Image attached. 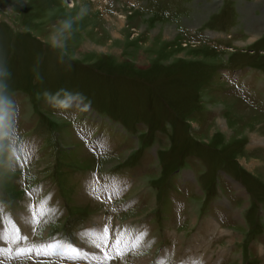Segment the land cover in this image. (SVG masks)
Wrapping results in <instances>:
<instances>
[{"label": "rangeland", "instance_id": "1", "mask_svg": "<svg viewBox=\"0 0 264 264\" xmlns=\"http://www.w3.org/2000/svg\"><path fill=\"white\" fill-rule=\"evenodd\" d=\"M260 1L0 0V203L27 238L66 230L96 252L80 234L115 212L117 233L149 236L112 264H264L248 182L264 184L250 172L264 161ZM97 171L118 195L92 193ZM34 182L70 210L39 231Z\"/></svg>", "mask_w": 264, "mask_h": 264}, {"label": "snow or ice", "instance_id": "2", "mask_svg": "<svg viewBox=\"0 0 264 264\" xmlns=\"http://www.w3.org/2000/svg\"><path fill=\"white\" fill-rule=\"evenodd\" d=\"M99 147L101 150L103 149V145H99ZM119 191L120 189L115 183L98 187L96 182L93 181L92 193L94 195L103 192L111 198L118 195ZM54 212V209L47 208V199H45L37 206V210L32 213V216L26 218V222L30 220L34 228L40 217H50ZM109 234L107 226L103 229H87L81 233V237L97 250L90 253L68 241L54 240L44 244H28V238L21 234L18 226L14 224L2 226L0 227V264H4L5 259L8 261L24 260L25 258H31L33 255H44L49 258L55 256L59 257L60 260L70 261L71 264H81V262L88 264L89 260H92L93 264H108L109 261L122 257L126 252L138 248L146 235L143 232L133 234V230H124L117 233L118 239L110 244ZM157 264H168V262L162 257L157 261ZM193 264H196V262L193 261Z\"/></svg>", "mask_w": 264, "mask_h": 264}, {"label": "crops", "instance_id": "3", "mask_svg": "<svg viewBox=\"0 0 264 264\" xmlns=\"http://www.w3.org/2000/svg\"><path fill=\"white\" fill-rule=\"evenodd\" d=\"M233 1H235V0H233ZM255 1L257 2V0H255ZM259 1H260V0H259ZM237 2H238V1H237ZM260 2H262V3H260V4H263V5H264V0H262V1H260ZM262 7H264V6H262ZM262 162H264V161H263L260 157H259V158H255L254 163H252V165H250V172H254L255 175H256L258 178L264 180V168H263V169H259V168H261V167H260L259 164H258V163H262ZM258 167H259V168H258ZM249 175H250V177H251L252 179L250 178L248 182H249V183L251 184V186L253 187L256 196H257V197L259 196L260 201H261V202H264V184H263L262 182H260L261 185H258V184L255 182L253 175H252L251 173H249ZM260 220H261V222H264V210H263V212H262V216H261L260 219H259V222H260ZM259 247H260V244H259ZM261 249H262V243H261ZM251 261H252V260H251Z\"/></svg>", "mask_w": 264, "mask_h": 264}]
</instances>
